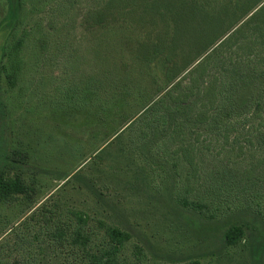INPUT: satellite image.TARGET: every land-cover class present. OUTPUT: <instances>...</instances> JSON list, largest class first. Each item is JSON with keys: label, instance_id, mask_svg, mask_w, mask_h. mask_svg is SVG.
I'll list each match as a JSON object with an SVG mask.
<instances>
[{"label": "trees", "instance_id": "1", "mask_svg": "<svg viewBox=\"0 0 264 264\" xmlns=\"http://www.w3.org/2000/svg\"><path fill=\"white\" fill-rule=\"evenodd\" d=\"M4 1L1 20L10 37L23 23L26 0ZM83 1L80 27L96 34L90 36L93 41L101 38L109 48L100 49L104 61L116 68V76L108 70L101 72L102 81L73 85L102 100L99 113L119 110L109 115L118 124L103 145L134 129L118 150H131L126 157L154 192L164 179L169 205L202 215L210 211L208 219L214 223L219 213L232 211L223 220V243L244 245L258 264L264 253V0ZM189 14L200 17L201 34L210 18L221 24L212 38L198 42L197 57L173 71L176 59L162 49L167 38L162 26L178 27L177 20ZM23 32L0 61V83L11 87L17 80L12 69L25 62L15 53L27 40L28 29ZM3 142L2 201L27 195L30 189L18 171L21 151H8ZM125 166L114 167L113 175H129ZM71 177L64 176L68 179L63 184ZM44 202L0 233V264H49L48 257L56 255L61 264H130L124 256L131 238L127 230L101 220L93 224L81 211H49Z\"/></svg>", "mask_w": 264, "mask_h": 264}, {"label": "rangeland", "instance_id": "2", "mask_svg": "<svg viewBox=\"0 0 264 264\" xmlns=\"http://www.w3.org/2000/svg\"><path fill=\"white\" fill-rule=\"evenodd\" d=\"M85 5L83 0H26L23 23L9 37L6 21L1 20L6 5L0 0V61L23 36V29L29 31L26 42L15 52L25 60L12 69L17 77L15 85L0 83V139L8 151H21L18 171L30 188L27 195L0 200V233L25 211L45 201L49 211H81L93 224L101 220L127 230L131 238L125 244L124 256L130 264H257L244 245L223 243V220L232 216V211L219 213L214 223L208 219L210 211L202 215L173 207L171 202L169 205L164 198V179L154 192L127 158L131 150H118L134 129H126L103 145L118 124L109 115L119 110L99 113L97 105L102 100L87 97L82 88L85 80L102 81L101 72L110 70L116 76V68L111 70L109 61H104L100 49L109 48L101 44V38L93 41L90 36L96 34L80 27ZM240 6L246 7L243 2ZM177 21L178 27L162 26L163 37H167L162 40V49L176 59L173 71L195 58L201 48L198 42L212 38L221 24L210 18L201 34L199 16L189 14L184 21ZM182 49H186L185 54ZM86 98H92L93 103L87 104ZM4 164L0 161V167ZM124 166L129 175L121 171V177L113 175L114 167ZM66 175L71 178L63 184ZM48 260L49 264H61L57 255ZM259 263H264V253Z\"/></svg>", "mask_w": 264, "mask_h": 264}]
</instances>
